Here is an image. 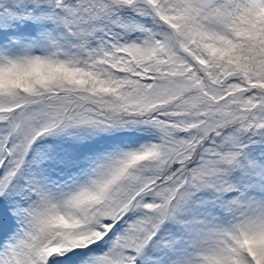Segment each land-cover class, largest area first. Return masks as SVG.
I'll return each mask as SVG.
<instances>
[{"label":"snow or ice","instance_id":"obj_1","mask_svg":"<svg viewBox=\"0 0 264 264\" xmlns=\"http://www.w3.org/2000/svg\"><path fill=\"white\" fill-rule=\"evenodd\" d=\"M0 264H264V0H0Z\"/></svg>","mask_w":264,"mask_h":264}]
</instances>
